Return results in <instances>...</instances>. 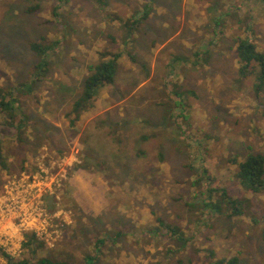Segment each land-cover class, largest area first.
<instances>
[{
    "label": "rangeland",
    "instance_id": "374dc122",
    "mask_svg": "<svg viewBox=\"0 0 264 264\" xmlns=\"http://www.w3.org/2000/svg\"><path fill=\"white\" fill-rule=\"evenodd\" d=\"M56 6L0 0V87L16 88L24 118L19 130L0 117L8 164L0 167V198L16 176L64 175L45 196L50 220L35 233L45 244L39 255L72 264H90L89 256L92 264H264V191H247L232 161L264 154V89L241 76L236 51L246 37L264 51V0ZM32 42H58L35 85L41 56ZM104 52L123 54L115 81L72 124L73 104ZM204 169L212 178L195 185ZM216 188L246 199L245 214L217 212L219 194L208 197ZM0 219L4 242L14 236L0 248L32 258L27 231L7 214Z\"/></svg>",
    "mask_w": 264,
    "mask_h": 264
},
{
    "label": "trees",
    "instance_id": "16d2710c",
    "mask_svg": "<svg viewBox=\"0 0 264 264\" xmlns=\"http://www.w3.org/2000/svg\"><path fill=\"white\" fill-rule=\"evenodd\" d=\"M57 2V6L55 7V12L57 13V9L60 6L67 5L70 0H55ZM103 4L106 3V0H100ZM32 10H36L33 8ZM148 16V12L136 16L135 19L131 20L130 24V32H133V29L137 28V26ZM58 42H54L52 44H46L43 42H32L30 44V48L39 56H41V60L37 64V71L35 73V79L32 83L36 84V79L40 80V75L46 73L49 68L48 56L50 55L52 49ZM237 55L239 58V72L242 77H250L255 76L256 82L255 87L258 93H261L264 89V51H260L257 48L255 42H253L250 38H241L237 45ZM102 60L90 66V74L84 81L83 90L79 96V98L73 104L72 112L75 114V118L71 120L72 124L75 123L77 119L80 118L83 112L87 111L91 107L94 106V101L100 90L112 84L115 81V77L117 74L119 60L122 57L121 52L108 53L104 52ZM178 59V58H176ZM25 84L20 85L24 87ZM34 86L31 87V90ZM14 89H7L0 87V117L2 116L3 121L17 129H21L24 125V118L17 117V115L22 114L18 112L20 109L17 102L18 98L14 96ZM10 97V99H8ZM234 163H238V171L236 176L239 180V183L249 192L260 193L264 191V154L262 153H251L245 159L238 161L237 159L232 160ZM0 167L7 169L8 164L6 162V158L3 154L1 141H0ZM199 178L194 182L195 185L202 183L203 180L212 178L208 169L202 170V172L198 176ZM213 180V179H212ZM216 191L218 197L216 200L214 199V193ZM220 191V192H218ZM209 198L212 200L213 207L217 212H225L230 216H242L245 214V206L247 205L246 199L236 198L229 194L225 188H216L209 191ZM207 204V203H206ZM225 207V210H224ZM158 221L162 223L163 226L166 224L163 223L161 218H158ZM170 231L175 234L176 230L174 228H170ZM104 239L99 241L100 245L104 243ZM24 248L30 250L32 258H25L23 260H16L10 254L5 252L2 248H0V255L4 256L7 260V264H72L69 261L61 258H53L50 256L39 255V251L43 249L44 242L41 241L35 233L26 232L25 233V241L23 243ZM34 258V260H33ZM95 260V257L89 256L88 262L92 264ZM239 259L237 257H232L231 259L222 258L217 261V264H238Z\"/></svg>",
    "mask_w": 264,
    "mask_h": 264
},
{
    "label": "built area",
    "instance_id": "2783aa9c",
    "mask_svg": "<svg viewBox=\"0 0 264 264\" xmlns=\"http://www.w3.org/2000/svg\"><path fill=\"white\" fill-rule=\"evenodd\" d=\"M62 177L64 175L58 179L53 176L50 178L48 175L33 176L25 174L20 178L16 176V178L6 185L4 196L0 198V216L3 218L2 222L5 220V214H7L9 221L13 222L12 224H15L14 222L18 224L20 229L18 231L24 230L36 233L38 236L42 235L40 229L44 226L43 222H46L47 219L50 220L45 205V196L54 192L55 185H61ZM41 231L43 233L46 232ZM43 235H47V233ZM2 236H0L1 247L14 243L13 234L10 238H7V243L1 238ZM8 251L12 253V248H9Z\"/></svg>",
    "mask_w": 264,
    "mask_h": 264
}]
</instances>
